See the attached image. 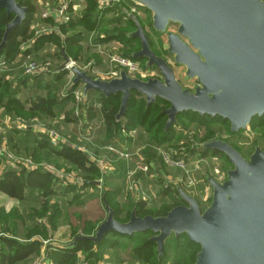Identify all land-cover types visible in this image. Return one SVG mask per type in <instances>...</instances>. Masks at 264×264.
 I'll list each match as a JSON object with an SVG mask.
<instances>
[{
	"label": "water",
	"instance_id": "1",
	"mask_svg": "<svg viewBox=\"0 0 264 264\" xmlns=\"http://www.w3.org/2000/svg\"><path fill=\"white\" fill-rule=\"evenodd\" d=\"M132 1L151 12L154 32L166 37L167 53L195 86L182 85L174 67L152 50L148 32L137 16L121 5L122 14L135 25L127 37L138 38L141 44L131 57L145 59V67H154L160 77H132L124 68L111 79L93 77L88 69L72 63L62 48L63 61L52 71L69 66L72 80L68 90L82 83L84 103L91 91L105 97L121 94L117 122L128 108L132 91L145 97L147 107L157 99L164 100L169 104L163 111L165 130L187 111L228 120L232 133L245 131L254 117L264 115V0ZM0 10L14 16L5 27L1 52L13 29L26 19L28 8L17 0H0ZM199 149L221 152L233 166L221 181L204 177L212 188L205 208L172 181L185 204L165 216H138L134 207L130 219L120 222L103 199L107 217L93 235H78L67 244L50 241L46 246L71 249L79 240L99 243L111 232L133 235L150 231L159 259L172 235L185 234L200 245L194 264H264V149L256 147L246 157L222 138L206 141Z\"/></svg>",
	"mask_w": 264,
	"mask_h": 264
},
{
	"label": "trees",
	"instance_id": "2",
	"mask_svg": "<svg viewBox=\"0 0 264 264\" xmlns=\"http://www.w3.org/2000/svg\"><path fill=\"white\" fill-rule=\"evenodd\" d=\"M21 5L28 8L26 19L23 23L14 28L10 33L7 44L0 52V107L6 110L14 107L21 112L28 113L29 116L43 115L49 119H55L63 116L67 121L76 122L77 119L73 114L76 107V100L74 91L78 85L68 90L66 86L69 82L70 72L67 69L51 72L47 75L40 74L35 77L20 76L13 82H8L9 75L21 71L19 68L22 64L26 54L31 53L35 58H41L40 51L49 45H54L59 48L56 51V56L62 59L60 50L64 48L65 53L72 57L79 66L86 64L90 55L85 53L83 47H78L73 53V49L77 47L78 43L85 39L90 32L96 31L99 34H104V42L119 41L124 47L133 50L122 52L125 57H131L134 50L140 49V43L136 38H128L127 33L135 29L134 24L130 20L124 22V15L120 12V7H111L103 13L98 9L95 1H90L88 8L84 13L73 17L68 24L60 26V31L64 35L56 32L41 35L36 42L28 48L25 52H20V46L29 37L32 36V26L36 22L37 7L34 0H17ZM36 1V0H35ZM129 4L135 5L132 1ZM136 6V5H135ZM139 7V6H138ZM140 8L146 13V20L143 21L149 25L153 30L151 16L148 10ZM128 10L130 11L129 7ZM113 11V12H111ZM131 12V11H130ZM137 14V11L135 12ZM115 15V18L110 20L111 23H117L119 28L114 26V30L108 32L106 25L108 23L107 15ZM13 15L7 16L5 10H0V43L2 41L6 25L13 19ZM141 22V21H140ZM125 26V27H124ZM107 31H106V30ZM98 34V35H99ZM137 44L134 48L133 44ZM152 46V39L150 40ZM73 53V56L70 55ZM49 57V55H47ZM53 57V56H52ZM139 61L140 59H135ZM143 67H145L144 60H140ZM97 64L99 62L95 60ZM57 66V65H56ZM23 86H26L27 92L24 93ZM24 91V92H23ZM121 94L111 95L105 97L90 93L89 100L86 106L89 107L90 114L98 115L99 121L101 117L105 119V125L98 130V137L102 138V144L111 143L109 138L119 136L126 140L128 137L130 144L126 146L129 151L137 149L143 145L140 151L146 159L154 157L157 161V153L152 146H163L165 149L173 148L178 150L180 146L179 141L183 138L190 141L187 136L189 127L183 125L181 118L185 115L192 116V119L199 120L196 124V129L205 133L202 138L197 141L200 145L209 141L215 135L218 138H223L224 128L227 126L230 136L228 142L233 145L238 151L235 142L231 141L234 138V133L231 132L230 123L219 116L211 117L209 115L201 116L198 113L191 111L180 113L177 117V122L173 124L168 130H165L167 116L163 114L164 109L169 107V104L161 99H157L156 103L147 107L146 99L137 91H132L128 108L120 122L116 120V114L119 111L121 104ZM101 105L100 109L94 110V105ZM259 121L255 127H264V115L261 117H254L250 126L255 121ZM218 125L215 126V124ZM177 129L174 130V128ZM135 131V137L130 138L131 132ZM244 131H241V133ZM19 144L26 147L29 154L40 155L42 160L54 162L56 164L63 163L70 164L72 168L80 173L86 175H98L99 169L92 157L80 147L63 143L60 146H52L48 135L40 130H20ZM214 135V136H213ZM151 136V138H149ZM98 139V138H97ZM9 143H12L10 141ZM120 144V141L118 142ZM189 143V142H188ZM187 158L190 156H206L209 150L199 149V145L191 147L193 144H188ZM254 149L242 150V154L249 155ZM212 156L223 157V154L218 151L210 152ZM148 155V156H147ZM154 155V156H153ZM138 158V157H135ZM140 160V158H138ZM159 160V159H158ZM228 161L227 158H225ZM149 162V161H144ZM157 163V162H156ZM134 166L132 163L131 168ZM122 170H125L122 167ZM151 171V170H150ZM149 171V173H151ZM153 173V172H152ZM151 173V174H152ZM138 176L140 173H137ZM137 177V176H136ZM157 180V179H156ZM81 186L68 185L64 181H60L54 172L45 170L41 165L33 168H28L26 165L19 169H14L6 165L0 173V192L7 197L20 202L23 205V210L28 219L32 222L34 228L32 232L27 235L28 240L21 241L18 236H2L0 237V264H26L28 261L38 258L41 255V246L43 239L54 240L56 237L57 225L54 223L58 217H63L61 214L65 212L57 204L58 200H62L63 207L69 209L66 202L68 196H74L76 200L81 198L83 189L88 192L87 188H96L93 184L94 180L85 179ZM105 196L104 200L114 210L115 218L120 222H127L130 219L132 209L135 207L138 216L152 215L155 217L165 216L172 208L185 204L179 197L178 192L172 185H165V179L159 178L157 184L160 183V190L156 198L150 200L142 197L134 200L133 197L127 198V207L118 211L117 207L113 206L112 201L118 198L122 193V186L119 184H126L128 182L127 174L124 175L111 173V175L103 176ZM155 184V185H157ZM205 184H208L206 179L202 183H198L196 191L198 193H205ZM193 191V189H191ZM189 191V192H192ZM203 191V192H202ZM78 192V193H77ZM85 192V193H86ZM93 193H87V198ZM194 197L199 202L202 208H205L206 203L200 201V195L192 192ZM126 197V196H125ZM72 200V199H71ZM81 203V201H79ZM210 202V200H209ZM80 203H77L79 206ZM104 203V201H103ZM71 204V203H70ZM48 212L50 215H48ZM47 216L48 224H37L36 218L38 216ZM77 224H69L66 236L73 239L78 235H93L98 226L103 222V219L96 218L89 222H82L80 214L76 216ZM76 225V226H75ZM82 225V228L79 226ZM36 234L47 236L46 238H36ZM36 235V236H38ZM152 233L150 231L143 233H135L133 235H123L116 232L108 233L99 243H94L89 240H79L75 247L71 249H53L49 248L46 251L47 257L53 264H76L80 258L79 254L83 255V260L87 264H102L106 262L103 258L109 254V261H115L117 264L124 262L137 264H194L196 255L200 251V245L191 241L185 234L175 237L172 235L165 244L164 254L159 259L157 253L156 243L150 240ZM34 237V238H33Z\"/></svg>",
	"mask_w": 264,
	"mask_h": 264
},
{
	"label": "rangeland",
	"instance_id": "3",
	"mask_svg": "<svg viewBox=\"0 0 264 264\" xmlns=\"http://www.w3.org/2000/svg\"><path fill=\"white\" fill-rule=\"evenodd\" d=\"M34 3H37V2H35V0H34ZM140 6L141 5H139L138 10L140 9ZM149 13L151 16V21H152V14L150 11H149ZM139 20L141 21V24L144 26V28L147 29L149 31V34H151V36H152V37L150 36V38L152 39V46H151L152 50L156 54L157 53L159 54L160 53V47L158 46L159 42L160 43H162V41L165 42L166 37L164 35H161V34L154 32V31L152 32V29H150V27L147 23H146V25H144L143 21L146 20V15H143V20L141 18H139ZM172 26L175 28L177 27L174 25H172ZM29 39H30V37L24 43L28 42ZM137 41H139L138 38H137ZM155 41H156V43H155ZM22 44H21V46H22ZM21 46H20V52H22ZM136 46H137V44H136ZM136 46H134V48ZM78 47H83L81 42H79L77 47L73 49V53H74V51L77 50ZM47 49H48V46L45 49H41V52L45 53V51ZM54 49L55 50L53 51L54 55L52 57V61H53L54 65H56L58 62H60L59 58L55 55V52L58 51L59 48L54 46ZM121 50L124 53V51L133 50V49L126 48V47L122 46L120 49V52H121ZM134 52H136V50H134L133 53ZM51 53H52V51H51ZM73 53H70V55L73 56ZM163 55H165V54H163ZM142 60H144V63L146 62L145 59H142ZM169 61L171 62V65L172 64L174 65V66L173 65L172 66L175 67V70L177 71V73L179 75V80L182 83V85H184L186 87H191V88L194 87L196 82L194 80H188L184 76V73H183L184 69L179 67L178 65H175L172 57H170ZM153 69H155V68L153 67ZM147 70H149V69H147ZM68 71L70 72V70H68ZM70 74H71V72H70ZM69 76H71V75H69ZM148 77H151V76H148ZM143 79H146V78H143ZM7 81L13 82L11 78H9ZM22 89H24V91H25V92L23 91L24 93L27 92L26 86H23ZM77 90H79V89H77ZM88 113H90V112L88 111ZM14 118H22L26 122H31V121L36 119L39 121V123L41 125L50 126V127L54 126V127H56L60 137L62 138V140L65 141L66 144H70L73 146L78 145L79 147H81V145H83V143L75 135L77 133V128H76L74 121H67L63 116H61L59 118H55L53 120L49 119L43 115L29 116L27 112L26 113L21 112L14 107H12L8 110H6V108H4V107H0V131L3 132V134L1 133V135H0V150L2 149V147L8 148V151L13 154L12 159H8L7 156L2 157V159L0 160V173L2 172L3 168L6 165H9L11 167H12V165H16L17 167H19L18 165H20V163H23L24 165H26L28 163V161H32L34 167L40 166L41 164L52 165L53 168L56 169V173H55L56 177H58V179H60V181H64L65 184H68V185H74L75 184L77 186H81V185L76 184L74 182V180L77 178H81L83 180H85L86 178L89 180H94L93 184H95L97 187L92 188V190L87 188L88 192H86V190L83 189V192L82 191L80 192L81 194H83V196L81 198H78V200H76L75 197L72 195L68 196V199L66 200V202L68 203V205L70 207L68 210L63 207L64 201H62V200L57 201V204L65 212V214L61 212L60 215H62L63 217H61V218L58 217V219L55 220L54 223L57 225L56 231H59V230H62L64 227L68 226L70 223L71 224H77L76 216L78 214H80L81 220L84 223L89 222L90 220L96 219V218L103 219V221H104L107 217V211L105 210V204L103 203V199L105 196V189H104L105 187H104L103 176L111 175L112 171L117 169V168L124 167V169H127L130 166H132V163H135V165H137L138 163L141 162V160L133 157L129 161V163L127 164V162L120 160L119 158H117L115 156L107 155L103 150H101L99 148L89 147L86 153L90 154V157H92V160L96 163V166L99 169V173L97 176L96 175H86L85 176L83 173H80L77 170H75L74 168H72L70 166V164H67V165H65L63 163L56 164L54 162L42 160L40 155L37 152L35 154L27 153L26 147H23L19 144L18 139L20 136L18 134V131H20L22 129L17 127L14 123H12L11 119H14ZM95 118H96V116L94 115L92 120H94ZM181 121L183 122V125H187L189 127V129L187 131V136L190 139V141L184 139L182 136V138L179 141L180 146H175L177 148L179 147V149L178 150H175L173 148H171V149H173L174 151H177V152H189L188 147H189V149H191V148H190V146H187L188 142H189L188 143L189 145L193 143L191 145V147H196L197 143H198L197 146L199 145L198 147H200V142H198L197 140L203 137L205 130H204V128L202 131H199L196 129V124L198 123L199 120H197V119L193 120L192 116L185 115L181 118ZM258 122L259 121L256 120L253 125H251V126L249 125V127H247V129L242 133L241 132H235L234 133V137H233L234 139L231 141L235 142V144L237 145V148L240 150L239 152L242 153L243 152L242 150L245 151L246 149H249V148L255 149L256 147H260V148L264 149V127H262V128L255 127V125H257ZM218 124H219V122L217 124H215V126ZM175 129H177V127H175L174 130ZM224 129L225 130L222 133L223 138L222 137L221 138L225 141H228V138L230 136V133L228 131V127L226 126ZM130 135H131V136H129L130 138L135 137L136 132L133 131L130 133ZM149 138H151V136ZM217 138H218V136L215 135L214 137H212L211 140H214ZM109 139L112 141L111 142L112 144H116V145L122 146V147L124 146V148L130 144V140L128 137L125 138L126 140H123V138H121L119 136L117 137L115 135ZM10 141H12V143H9ZM119 141H120V144L118 143ZM4 142H6L5 145H3ZM144 146L145 145H143L141 147L143 148ZM210 152H212V151H210ZM210 152L206 156L194 155V156L189 157V158L193 159V162H197V161L200 162L199 163V171L196 174V179L199 181L198 183H202L203 179H205L204 177H206L208 175L212 176L213 178H216L217 177L216 170L219 172V174L220 173L225 174V172L228 169L233 168L232 164L230 163L229 159L227 158V156L225 154H223V157H217V156H212V154H210ZM245 156L248 157L249 155H245ZM105 157H109L110 160L105 161L103 163L104 165H102L101 161ZM225 158H227L228 161H226ZM165 171L167 172L168 175H171L173 177V175H172L173 173L172 172L170 173L171 170L165 169ZM138 173H142V172L138 171ZM137 177H138V174H137ZM197 180H196V185H195L196 188L194 187L195 189H193V192L195 194L201 196L200 201L202 203L207 202V204H208L209 200L211 199V196H212V188L210 187L209 184H207V185L205 184V187H206L205 193L204 194L198 193V191H196L197 185H198ZM96 182H99V183H96ZM158 184L160 185V183H158ZM167 184L170 185L168 181L165 182V185H167ZM119 185L122 186V193H121V195L120 194L118 195V198H116L112 201V203H113L112 205L117 207L118 211L127 207V198L132 196L133 199H135L134 195L139 196V193H140V190H136V187H135L136 185L133 184L132 180H128V182L125 185L124 184H119ZM147 187H148V189L150 188L148 185H147ZM87 193H93V194L87 198V196H86ZM140 197L141 196H139V198ZM79 201H81V203ZM77 203H80L81 205L79 206ZM48 215H50L49 212H48ZM28 217L29 216H27L26 213L24 212L23 205L20 202L14 200V199H11V198L7 197L5 194L0 192V237H2V236H10V237L18 236L17 238L21 241L28 240L27 235L32 233V232H34V233L36 232V230L32 231V228H34V226L32 225V222L28 219ZM36 221H37V224L40 223L43 225L45 223L48 224V222H49L48 217L46 215L45 216H38L36 218ZM79 226L82 228V225H79ZM36 235H38V234H36ZM36 235L34 236L36 238H46L47 237L46 235L45 236H43V235L36 236ZM43 240L45 241L47 239H43ZM50 241H53V240H50ZM43 248H44V251L46 253L47 249H49L50 247H47L46 244H44L42 242L41 249H43ZM106 255H109V254H106ZM34 259H37V258H34ZM103 259L106 260L107 258H103ZM31 261H28V263H26V264H30ZM132 264H134V263H132Z\"/></svg>",
	"mask_w": 264,
	"mask_h": 264
},
{
	"label": "built area",
	"instance_id": "4",
	"mask_svg": "<svg viewBox=\"0 0 264 264\" xmlns=\"http://www.w3.org/2000/svg\"><path fill=\"white\" fill-rule=\"evenodd\" d=\"M90 1L92 0H36L35 2L37 3L34 4L37 7L36 17L38 19L32 26V36L30 37L29 41L23 43L21 46L22 52H25L28 48H31V46L36 42L37 38H39L41 35L49 34L52 32L60 34V26L63 24H68L73 19V17L82 14L88 8ZM93 1L97 3L98 9L101 13H103L102 11H104L105 9L109 7H114L118 4H126L129 7L130 11L132 13H135L138 10L139 6V4H136L132 0L130 1H132V3H134L136 6L128 4L129 0ZM103 37V35H97L96 31H92L89 34V44L91 47H95L96 50L101 55H103L104 62L106 63L105 67L97 66L94 59H91L83 66H79L73 59H71L72 63H75L81 69H88L92 76H99L103 79H111L117 77L121 68H124L127 73L132 77H139L143 79L151 75L150 70H147V68L143 67L141 62L122 55L120 49L123 45L120 42L114 41L104 43L100 40ZM48 51H52L53 54L54 48L51 47ZM55 67L56 65H54L51 58L47 57L40 60L35 58L33 54L28 53L25 55L24 60L19 68L21 69L22 74L24 76L35 77L40 74H48L54 72L52 71V69ZM66 69L69 70V66ZM71 80L72 74L69 77V82L66 86L67 89ZM74 92L76 107L73 110V114L77 119V121L75 122L77 128V138L83 143L80 149L87 152L89 147H98L99 149L103 150L107 155L115 156L120 160L126 161L127 163H129V161L133 157L140 158L141 162L138 163L135 168L129 167L127 169V179L132 180L133 184L136 185L135 187H137L136 190H138L140 187L139 196H141L143 199L150 200L151 196L147 195V193L144 191L145 188L142 186V184H140L138 180L134 179L138 171L142 173H148L150 171L151 163H145L144 161H146V159L140 153L143 148L139 147L137 149H133V151H129L127 148L118 146L116 144H109L106 146L98 145L95 140L96 132L98 128L100 129L102 126L105 125V119L102 117L100 124L97 126L89 124L85 118V113H87V110L89 109V107L86 106L88 101L86 103L82 101L81 89H76ZM94 107L101 108V105H94ZM11 121L22 130H40L41 132L45 133L46 135H48L52 146H60L65 142L60 137L56 127L41 125L36 119L31 122H26L22 118H14L11 119ZM1 133L3 134V132L0 131V135ZM5 144L6 142L3 143V145ZM152 147L166 168L177 169L181 171L182 175L177 180H175V182L180 183L182 187H185L188 190L196 188V174L199 171V161L193 162V159L187 158V152H177L171 148L165 149L161 145ZM5 156H7L8 159L13 158V154L8 151V148L2 147V149L0 150V160L2 159V157ZM109 160V157H105L101 161V164L104 165L103 163ZM22 164L23 163H20V165H18L19 167H17L16 165H12V167L14 166V169H19L21 168ZM26 165L28 168L34 167L32 161H28ZM41 166L45 170L56 173V169L53 168L52 165L41 164ZM216 173V179L219 181L223 180L226 176V173L219 174L217 170ZM74 182L76 184L82 185L83 179L77 178L74 180ZM198 182L199 181L197 180V184ZM48 242H50V240H43L44 244H47ZM79 255L80 258L78 259L76 264H87V261L83 260V255ZM30 264H53V262L47 257L43 248L41 249V255L37 259H33Z\"/></svg>",
	"mask_w": 264,
	"mask_h": 264
},
{
	"label": "crops",
	"instance_id": "5",
	"mask_svg": "<svg viewBox=\"0 0 264 264\" xmlns=\"http://www.w3.org/2000/svg\"><path fill=\"white\" fill-rule=\"evenodd\" d=\"M129 4V3H128ZM124 6V7H126L127 9H128V6L126 5V4H118V5H115L116 7H119V6ZM114 6V7H115ZM142 7V6H141ZM144 8V7H143ZM107 9H111V7H109V8H107ZM107 9H105L104 11H106ZM147 10V9H146ZM104 11H102V12H104ZM111 12H113V11H111ZM120 12H121V9H120ZM84 13V12H83ZM136 16H137V18L139 19V18H141L142 20H143V15H146V13L140 8L139 10H137V14L136 13H134ZM107 17V19L109 20L108 21V23H107V25H106V28L108 29V32H111V31H113L114 30V26L117 24V23H111L110 22V20H112V19H114L115 18V15H112V14H110V15H107L106 16ZM124 22L123 23H125L126 22V20H130V19H128L125 15H124ZM38 18L36 17V20H37ZM131 21V20H130ZM132 22V21H131ZM133 23V22H132ZM134 24V23H133ZM135 26V25H134ZM116 28L118 27L119 28V26L118 25H116L115 26ZM144 27V26H143ZM106 30V29H105ZM147 32H148V35H150L149 34V31L147 30V29H145ZM107 31V30H106ZM133 31V30H132ZM132 31H130V32H132ZM129 32V33H130ZM61 34V33H60ZM99 33L97 32V35H98ZM128 34V33H127ZM99 35H104V34H99ZM99 39V38H98ZM102 42H104V38H102V39H100ZM112 42H114V41H112ZM119 42V41H118ZM81 43H82V46H83V49H84V51H85V53H87V54H89L90 55V58L88 59V61H90L91 59H94V60H97L98 62H99V64H97V66H100V67H105L106 66V63L104 62V58H103V55H101L97 50H96V48L95 47H91L90 46V44H89V34L87 35V36H85V39L83 40V42L81 41ZM104 43H109V42H104ZM163 43V42H162ZM134 46H136V43L135 44H133ZM51 47H53L54 48V46L51 44V45H49L48 46V49L45 51V53H42L41 51H40V55H41V58H37V59H44V58H47L48 56L47 55H49V58H51L52 59V56L54 55V53L52 54L51 52H49L48 50L51 48ZM164 47H166L165 46V42H164ZM55 50V49H54ZM55 54H56V52H55ZM69 57V56H68ZM70 59H72L71 57H69ZM59 60H60V58H59ZM62 61H63V59H61L60 60V62H58L56 65L58 66V65H60L61 63H62ZM95 64V65H96ZM173 65V64H172ZM174 66V65H173ZM174 69H175V67H174ZM183 72V71H182ZM184 73V72H183ZM49 74V73H48ZM176 74H177V77H178V79H179V75H178V73H177V71H176ZM44 75H47V74H44ZM71 75V74H70ZM20 76H24L23 74H22V71H17L15 74H13V75H9L8 76V78L7 79H9V78H11L12 80H16V79H18ZM26 77V76H25ZM94 77V76H93ZM29 78H31V77H29ZM180 81V80H179ZM82 88V83H79L78 84V87H77V89H81ZM92 93H95L96 95H102L100 92H97V91H91ZM91 92H89V95H90V93ZM103 96V95H102ZM88 100H89V98H88ZM95 109H100L99 107H94V110ZM88 111H89V109L87 110V113H85V118H86V121L89 123V124H92V125H94V126H97V125H99L100 124V122H101V119H102V117H101V119H100V121H99V118L100 117H98V115L96 114L95 116H96V118L94 119V120H92L93 119V117H94V114H90V113H88ZM90 112V111H89ZM90 114V115H89ZM76 125V124H75ZM98 130H99V128L97 129V132H96V137H95V140H96V143L98 144V145H100V146H106V145H109V144H112V143H105V144H102L101 142H100V140L102 139V138H99L98 137V135H97V133H98ZM76 135V137H77V133L75 134ZM98 138V139H97ZM65 143V142H64ZM124 147V146H123ZM94 148H98V147H94ZM126 148V147H125ZM142 156H144L143 154H141ZM145 157V156H144ZM155 158V156L154 157H149L148 159H146V157H145V159L147 160V161H149V163H151V165H150V172L152 173H140V176H138V177H136L137 176V173H136V175H135V177H134V179L135 180H138L139 182H140V184H142V186L145 188V192L147 193V195H150L152 198L154 197V198H156V196H157V194H158V192H159V190H160V187H158V184H157V180L159 179V178H164L165 179V181H168L169 182V184L172 182V181H175V180H177L182 174H181V171L180 170H177V169H169V168H166L164 165H163V163H162V161H161V159L158 157V159H157V161L154 159ZM124 161V160H123ZM126 162V161H125ZM157 162V163H156ZM128 164V163H127ZM135 163H134V166L132 167V168H135ZM128 169V168H127ZM127 169H125V170H122V168H117V169H115V170H113L112 171V173H116V174H120V175H124V177H126V174H127ZM165 169H168V170H171L170 171V173L172 172L173 174V177L171 176V175H168L167 174V172L165 171ZM157 179V180H156ZM155 184H157V185H155ZM147 185L150 187L149 189H148V187H147ZM170 185H172V184H170ZM141 186V185H140ZM160 186V185H159ZM137 188V187H136ZM188 193H190V194H192V190L190 189V190H188V189H186L185 187H183ZM139 189H140V187H139ZM138 189V190H139ZM189 191H192V192H189ZM193 195V194H192ZM136 197H139V196H137V195H134V198L136 199ZM134 199V200H135ZM138 199V198H137ZM136 199V200H137ZM68 230H70V229H68V226H66V227H64L62 230H59V231H57L56 232V237H55V239L53 240L54 242H58V243H60V244H67V243H69V242H71L73 239H71V238H69V234L66 236V233L67 232H69ZM61 234V235H60ZM104 258H107L106 259V262H102V264H117L115 261H113V262H108L109 261V255H105V257ZM122 264H132V263H129V262H124V263H122ZM134 264H136V263H134Z\"/></svg>",
	"mask_w": 264,
	"mask_h": 264
},
{
	"label": "flooded vegetation",
	"instance_id": "6",
	"mask_svg": "<svg viewBox=\"0 0 264 264\" xmlns=\"http://www.w3.org/2000/svg\"><path fill=\"white\" fill-rule=\"evenodd\" d=\"M150 36H151V34L149 35V38H150ZM152 37V36H151ZM150 40H151V38H150ZM159 42V41H158ZM163 42V41H162ZM139 43H140V41H139ZM155 43H156V41H155ZM159 47H160V53L158 54L159 56H161V57H163V58H165L170 64H171V62L169 61V59H170V56H169V54L167 53V51H166V47H164V42L163 43H160L159 42V45H158ZM140 48H141V44H140ZM140 49H138V50H136V51H139ZM163 54H165V55H163ZM139 62H141L140 60H139ZM150 70V73H151V75H149V76H152V77H160L159 76V74H158V72L156 71V69H149ZM193 88V87H192ZM226 173V172H225ZM216 179V178H215ZM207 185V184H206Z\"/></svg>",
	"mask_w": 264,
	"mask_h": 264
}]
</instances>
